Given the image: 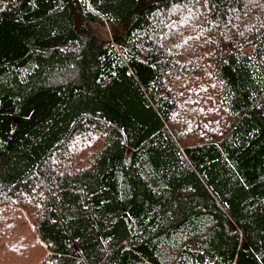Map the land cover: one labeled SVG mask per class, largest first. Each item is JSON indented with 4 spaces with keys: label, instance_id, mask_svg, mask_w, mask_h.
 Listing matches in <instances>:
<instances>
[{
    "label": "trees",
    "instance_id": "16d2710c",
    "mask_svg": "<svg viewBox=\"0 0 264 264\" xmlns=\"http://www.w3.org/2000/svg\"><path fill=\"white\" fill-rule=\"evenodd\" d=\"M0 264H264V0H0Z\"/></svg>",
    "mask_w": 264,
    "mask_h": 264
},
{
    "label": "rangeland",
    "instance_id": "374dc122",
    "mask_svg": "<svg viewBox=\"0 0 264 264\" xmlns=\"http://www.w3.org/2000/svg\"><path fill=\"white\" fill-rule=\"evenodd\" d=\"M104 31H105V33H104V36H105V37H109V38H110V36H111V33H110V31H109L108 27H105V28H104Z\"/></svg>",
    "mask_w": 264,
    "mask_h": 264
}]
</instances>
